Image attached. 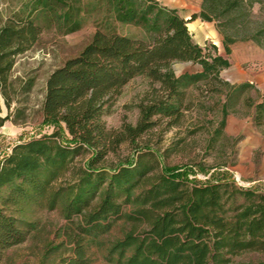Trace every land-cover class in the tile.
<instances>
[{"label":"trees","instance_id":"1","mask_svg":"<svg viewBox=\"0 0 264 264\" xmlns=\"http://www.w3.org/2000/svg\"><path fill=\"white\" fill-rule=\"evenodd\" d=\"M12 1L7 14L0 11V127L23 117L11 110L13 95L33 85H16V58L45 31L66 35L90 21L93 32L45 80L40 113L52 131L13 144L0 160V262L36 230L24 219L33 210L64 219L61 244L70 245V255L62 264H95L93 249L119 221L130 226L106 248V264H232L243 253H264V190L182 178L163 166L149 138L159 130V142L180 122L187 89L203 83L223 93L222 131L228 100L250 84H231L220 72L234 42L264 47V25L250 27L253 4L264 0H201L188 19L155 0ZM196 18L215 23L223 54L192 38L187 23ZM174 62L199 69L175 74ZM138 77L147 90L136 121L108 127L104 116ZM251 115L256 125L264 122V97ZM122 146L129 152L122 155Z\"/></svg>","mask_w":264,"mask_h":264},{"label":"rangeland","instance_id":"2","mask_svg":"<svg viewBox=\"0 0 264 264\" xmlns=\"http://www.w3.org/2000/svg\"><path fill=\"white\" fill-rule=\"evenodd\" d=\"M13 5L12 0H0V11L7 14ZM250 20V27L253 29L264 25V3L253 4ZM212 27L218 33V38L212 40L221 53H224L222 35L215 23ZM92 32L93 25L90 21L80 30L66 35L45 31L30 50L16 58L11 73L12 78L17 81L16 85L28 80H32L33 85L28 92L13 95L11 110L20 108L23 117L19 118L17 123L6 121L0 127V160L13 144L52 131V123L43 122L40 113L45 80L54 68L81 50ZM205 43L212 42L207 39ZM231 48V63L221 70L220 75L231 84L249 83L250 87L242 92H235L228 100L222 131L218 132L223 117V93L210 91L209 85L203 83L187 89L186 103L189 107L184 111L180 122L164 131L159 142V130L155 135L150 134V143L163 166L182 178L200 182L231 179L238 185L264 189V181L259 179L257 172L259 155L255 153L243 156L240 162L238 149L242 133L248 130L245 123L254 110V104L262 100L261 91L252 77L264 70V47L255 41L238 40ZM172 68L175 74H179L184 71L194 72L199 66L174 62ZM242 70L248 72L250 78L247 79V75L243 81L234 80L231 74ZM146 90V80L143 78L138 77L130 81L123 88L111 112L104 116L107 126L119 128L122 121L134 123L138 115L136 103ZM5 114L6 108L2 105V115ZM120 152L123 155L129 151L122 146ZM248 159L253 161V168ZM24 219L35 221L36 230L22 244L7 249L0 264H62V260L70 255V245L61 244L64 238L60 232L65 221L60 214L57 211L33 210L24 215ZM129 226L119 221L109 234L101 238L103 246L93 249L95 264H106L103 260L106 248L111 241L122 237ZM233 259L232 264L259 261L264 259V253L247 252Z\"/></svg>","mask_w":264,"mask_h":264},{"label":"crops","instance_id":"3","mask_svg":"<svg viewBox=\"0 0 264 264\" xmlns=\"http://www.w3.org/2000/svg\"><path fill=\"white\" fill-rule=\"evenodd\" d=\"M155 1H157L163 6L175 9L185 19H188L194 13H198L201 8V0H155ZM213 23L214 22L202 21L200 18H196L195 20L188 22L187 26L192 34V38L196 42L202 44L207 39H209V41L217 45L215 41L212 40V39L218 38V33L212 27ZM208 24H210L211 26H208ZM218 52L221 53L220 49H218ZM231 53H232V48H231ZM231 53L229 54V56L231 55ZM229 56H228V59H229ZM231 76L234 80L236 81L238 80L239 82L243 81L246 76H247V79L248 77L250 78V74L243 70L238 73L236 72L232 73ZM252 79L257 84L258 89L261 91L260 92L261 98H263L264 97V70L258 72L257 74H254ZM245 125H247L248 130L242 133L241 141H240V144L238 145V149L240 152L239 161L242 162L243 156L254 155L255 153H257L259 155L257 159L258 177L261 181L262 180L264 181V122L260 125H256L253 121L252 115H250ZM249 159H248V162L253 168L254 163L252 160H249ZM259 188L264 190L261 187Z\"/></svg>","mask_w":264,"mask_h":264},{"label":"built area","instance_id":"4","mask_svg":"<svg viewBox=\"0 0 264 264\" xmlns=\"http://www.w3.org/2000/svg\"><path fill=\"white\" fill-rule=\"evenodd\" d=\"M242 186V185H241Z\"/></svg>","mask_w":264,"mask_h":264}]
</instances>
